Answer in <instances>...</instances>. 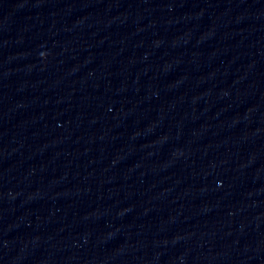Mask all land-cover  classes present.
Instances as JSON below:
<instances>
[{
    "label": "water",
    "instance_id": "obj_1",
    "mask_svg": "<svg viewBox=\"0 0 264 264\" xmlns=\"http://www.w3.org/2000/svg\"><path fill=\"white\" fill-rule=\"evenodd\" d=\"M0 264H264V0H0Z\"/></svg>",
    "mask_w": 264,
    "mask_h": 264
}]
</instances>
